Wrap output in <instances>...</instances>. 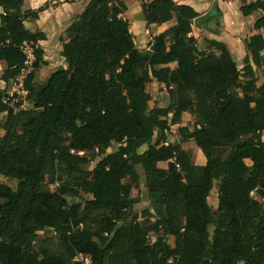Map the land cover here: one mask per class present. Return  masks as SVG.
<instances>
[{
  "label": "trees",
  "instance_id": "obj_1",
  "mask_svg": "<svg viewBox=\"0 0 264 264\" xmlns=\"http://www.w3.org/2000/svg\"><path fill=\"white\" fill-rule=\"evenodd\" d=\"M24 1L0 0V99L22 69L21 44L37 46L24 84L31 109L13 114L0 104V179L17 182L0 190V264H78L77 254L91 264H264V37L244 42L239 67L225 44L203 47L192 36L199 15L191 7L134 0L146 26L176 20L140 52L121 17L125 3L91 0L65 30L64 67L40 84L45 35L26 23L47 5L23 11ZM240 12H261L253 29L264 30V0H242ZM153 82L165 88L167 108L149 109ZM185 115L192 129L178 127L172 142ZM189 141L203 166L182 149ZM138 167L153 223L128 221ZM48 230L56 244L44 248L38 236Z\"/></svg>",
  "mask_w": 264,
  "mask_h": 264
},
{
  "label": "crops",
  "instance_id": "obj_2",
  "mask_svg": "<svg viewBox=\"0 0 264 264\" xmlns=\"http://www.w3.org/2000/svg\"><path fill=\"white\" fill-rule=\"evenodd\" d=\"M91 0H25L23 11H36L45 5L47 8L38 14V20L27 22L26 27L35 32L45 35V40L37 45L42 50V59L45 63L37 72L36 79L45 81L54 71L64 67V60L61 57L62 45L65 40V30L73 20L82 13L86 5ZM126 5V11L121 16L129 23L130 32L133 35L134 43L136 41L144 42L148 39L153 43V37L160 35L176 24L175 18L161 25L146 26L141 9V2L134 0H120ZM151 1V0H150ZM175 5L189 6L199 16L193 22L192 36L203 37L206 40H215L227 46L237 63L242 64L247 52L244 42L252 35L261 34L264 37V30L256 31L253 25L257 19L262 16L261 12H256L249 17L242 16L240 7L242 0H172ZM254 0H246L247 3ZM214 13V15H213ZM200 22L199 19H205ZM145 52L147 49H140ZM150 50V49H149ZM264 57V51L262 52ZM173 67V65H171ZM4 71V66L0 63V77ZM1 82V80H0ZM1 86V83H0ZM5 114L0 115V121L3 120L0 137L5 133L4 122ZM264 142V132L262 133Z\"/></svg>",
  "mask_w": 264,
  "mask_h": 264
},
{
  "label": "rangeland",
  "instance_id": "obj_3",
  "mask_svg": "<svg viewBox=\"0 0 264 264\" xmlns=\"http://www.w3.org/2000/svg\"><path fill=\"white\" fill-rule=\"evenodd\" d=\"M149 1V0H147ZM214 15V13H213ZM195 37V36H194ZM204 40L203 37H198L197 41L204 47ZM143 43L136 41L137 47L140 49H147L149 51L150 49V43L148 39H143ZM146 52V51H145ZM242 64L238 63V66L241 67ZM260 77V76H259ZM36 81L40 84H42L44 81L36 79ZM147 91L151 96V101L149 102V109H152L153 107H163L167 108L169 106V98L168 94L165 90V88L156 82H153L147 86ZM27 110L31 109V106L26 107ZM195 119L191 115H185L181 125L172 127L169 133V138L172 142H177L180 138L177 133L178 127H187L189 130L192 129V126L194 124ZM3 120L0 121V129H2ZM115 147L111 148L109 152L114 151ZM182 149L185 151H188L190 153L191 161L194 165L197 166H203L206 163V160L204 156L202 155L201 151L195 146V144L192 141H189L182 145ZM88 157L91 159L88 168L92 169L96 162L98 161L97 152L88 153ZM165 167V165H164ZM137 171L140 175V185L137 188H133L131 192V197L136 200V203L133 207V212L130 213L128 221H131L134 216L141 222L146 223L148 221L154 222L155 216L153 209L151 207L150 201L147 199L146 196V187H145V181H144V175L142 170L138 167ZM17 186V182L10 179H0V190H3L5 188H12L15 189ZM51 190H54L53 187H51ZM90 197L87 195L80 194L78 197V200H87ZM208 204L215 209L217 205V191L213 190L210 194V197L208 198ZM150 215V217H148ZM151 218L150 220H148ZM157 235L151 234L150 240L154 241L156 239ZM165 241L173 243L172 238H163ZM56 244V234L51 231H45L39 234L38 236V245L44 248L52 247ZM224 247H227V244H223Z\"/></svg>",
  "mask_w": 264,
  "mask_h": 264
},
{
  "label": "built area",
  "instance_id": "obj_4",
  "mask_svg": "<svg viewBox=\"0 0 264 264\" xmlns=\"http://www.w3.org/2000/svg\"><path fill=\"white\" fill-rule=\"evenodd\" d=\"M36 49L37 46L31 43L23 42L21 44L20 51L24 55L22 69L16 78L11 79L8 84L2 86L5 93L0 99V104L10 108L13 114L24 111L28 106V92L24 88V84L26 78L33 72ZM79 154L82 155L83 153ZM73 261L78 264H91L90 259L82 254H77Z\"/></svg>",
  "mask_w": 264,
  "mask_h": 264
},
{
  "label": "water",
  "instance_id": "obj_5",
  "mask_svg": "<svg viewBox=\"0 0 264 264\" xmlns=\"http://www.w3.org/2000/svg\"><path fill=\"white\" fill-rule=\"evenodd\" d=\"M210 17H211V15H207L205 19H199V20H200V22H202L203 20H206L207 18L210 19ZM205 263H206V261H205Z\"/></svg>",
  "mask_w": 264,
  "mask_h": 264
}]
</instances>
